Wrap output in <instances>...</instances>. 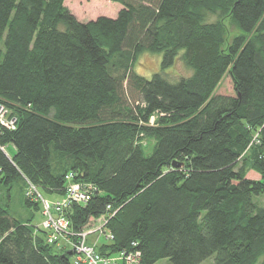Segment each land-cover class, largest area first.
Segmentation results:
<instances>
[{
    "label": "trees",
    "instance_id": "trees-1",
    "mask_svg": "<svg viewBox=\"0 0 264 264\" xmlns=\"http://www.w3.org/2000/svg\"><path fill=\"white\" fill-rule=\"evenodd\" d=\"M64 1L0 0V105L15 121L0 126V264L74 256L33 215L12 216L16 181L29 211L43 216L46 202L65 217L59 240L102 223L112 239L95 251L107 259L264 264V0H106L117 16L85 23ZM146 52L191 75H136ZM226 75L233 97L215 95ZM70 184L89 200L56 211Z\"/></svg>",
    "mask_w": 264,
    "mask_h": 264
},
{
    "label": "rangeland",
    "instance_id": "rangeland-1",
    "mask_svg": "<svg viewBox=\"0 0 264 264\" xmlns=\"http://www.w3.org/2000/svg\"><path fill=\"white\" fill-rule=\"evenodd\" d=\"M64 6L71 12V14H73L76 17L77 20L83 23L95 20L98 17L115 18L117 16L118 11L120 10L119 4H115L106 0H65ZM214 20H215L214 18H209V22ZM226 28H227L226 38L229 41L233 36L237 34V30L235 27L230 25L229 22H227ZM161 59L162 57L160 54H152L146 52L141 56H139L137 62L135 63L133 71L135 72L136 75L149 80L154 74L162 72L160 67ZM162 74L169 82L173 83L177 81V79H180L181 77L190 76L191 72L188 71L183 66V64L178 60L172 67L163 71ZM215 95L224 96V97L234 96L232 81L228 75H226L221 81L220 85L218 86L215 92ZM142 144L143 146H145L146 155L150 154L149 152H151V147L153 145L152 141L144 140ZM6 152L11 158L15 155V151L13 147L10 145L6 147ZM54 172H58V171H54ZM247 179L257 181L259 179V176L253 172H249L247 174ZM26 190L27 188H25V186L23 187L21 182L19 181H16L12 184V190H11L12 203L10 207L11 214L14 218H18L20 220H24L26 218H29L31 215H33L32 224L34 226L41 227L43 223V216L41 215V212L29 211L23 205L22 196L23 198L26 197V193H27ZM40 193L43 196V198L47 199L48 201H54L55 199H57V196H48L44 194L42 191H40ZM255 202L257 204L259 203L260 205L264 206V196L256 198ZM99 227L100 226L98 225V222L90 223V227L86 230V233H88L87 238L85 240L87 245L98 248L99 246L109 242L108 239H106L107 236L102 232V226L100 228V231L95 232V230L98 229ZM91 228L93 229L90 231ZM47 243L50 245H55L54 251L58 254L69 251L75 253L71 236L68 237V241L63 239L61 240L58 239L57 241H54L53 244L48 242V237H47ZM74 257L75 256H73L72 264H75ZM156 264H169V262L167 260H162ZM203 264H212V260H207Z\"/></svg>",
    "mask_w": 264,
    "mask_h": 264
},
{
    "label": "built area",
    "instance_id": "built-area-1",
    "mask_svg": "<svg viewBox=\"0 0 264 264\" xmlns=\"http://www.w3.org/2000/svg\"><path fill=\"white\" fill-rule=\"evenodd\" d=\"M8 111L7 109L0 105V126L8 129H14V120L8 119ZM4 151V148H0ZM90 189V188H89ZM82 187L79 184H70L66 198L59 203H56V211L64 212L67 210L71 203H86L90 197V190ZM43 216L45 218L42 228L48 231V242L53 244L54 241H57L58 238H66L68 234V222L60 215L58 219H55L52 216L51 209L49 204L43 203ZM109 209V207H107ZM104 221L103 218L100 219V222ZM102 224V223H101ZM95 230V232L100 231L102 225ZM103 227V226H102ZM91 233V232H90ZM88 233H80L75 235V241L73 242L75 253H74V261L75 264H118L117 261H122L123 264H138L139 263V253H121L118 259H107L106 257L100 256L95 251V247H91L86 244L85 240L87 238ZM74 236V235H70ZM108 240H111L112 237H107Z\"/></svg>",
    "mask_w": 264,
    "mask_h": 264
},
{
    "label": "water",
    "instance_id": "water-1",
    "mask_svg": "<svg viewBox=\"0 0 264 264\" xmlns=\"http://www.w3.org/2000/svg\"><path fill=\"white\" fill-rule=\"evenodd\" d=\"M173 166H174V167H178V165H177V164H175V163H173Z\"/></svg>",
    "mask_w": 264,
    "mask_h": 264
}]
</instances>
